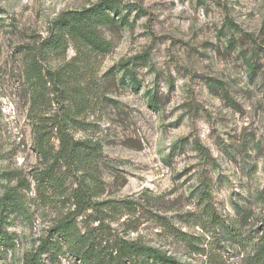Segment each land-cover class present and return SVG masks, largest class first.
Listing matches in <instances>:
<instances>
[{
  "label": "rangeland",
  "instance_id": "obj_1",
  "mask_svg": "<svg viewBox=\"0 0 264 264\" xmlns=\"http://www.w3.org/2000/svg\"><path fill=\"white\" fill-rule=\"evenodd\" d=\"M97 5L112 21L99 27L111 47L99 53L72 36L47 59L43 86L23 48L60 14ZM208 80L222 84L210 90ZM32 92L49 132L41 150ZM57 124L101 150L67 162ZM79 184L91 204L76 214ZM10 188L22 208L0 203V230L12 238L0 264H21L72 212L74 238L108 253L116 238H139L179 264H251L264 221V0H0V202ZM201 190L235 235L202 230Z\"/></svg>",
  "mask_w": 264,
  "mask_h": 264
},
{
  "label": "trees",
  "instance_id": "obj_2",
  "mask_svg": "<svg viewBox=\"0 0 264 264\" xmlns=\"http://www.w3.org/2000/svg\"><path fill=\"white\" fill-rule=\"evenodd\" d=\"M110 22H112L111 19L102 11L100 5L82 11H69L60 14L52 23L50 33L44 39L39 43L31 42L23 48L27 54L30 52L33 54L31 62L27 64L28 72L39 79H43V70L45 71L43 67L47 64V59L65 53L68 47V41L72 36L80 35L86 44L90 45L97 52H106L111 47V43L102 37L99 32V27ZM207 82L210 90H213L215 87H220L222 84L218 80H208ZM42 85H46L44 79ZM41 98V94L32 92L28 110L33 131L39 138V150L42 149V142L48 139L46 136L49 134L48 131H42L38 127L35 119V116H37L36 112L42 104ZM224 98L231 107L237 108L235 102L229 99L226 94ZM151 101L154 103L159 102L155 96L151 98ZM64 116L67 119L70 118L67 112L64 113ZM55 134L62 143L59 156L67 160V162L70 161L73 164L75 162L78 163V161H82L83 157L91 155V153L94 154L97 150H101L99 142H95L92 147L86 142L73 141L61 124H57ZM81 185L79 184L73 193L75 205L73 212L76 214L82 213L91 204L88 189ZM21 186H24V184ZM199 199L201 202H204V206L201 212L195 215V220L201 225L202 230L211 232V237L213 238H215L214 236L217 237L219 233L223 236L225 234L231 237L235 235V229L225 225L222 221L216 207L209 200V193L201 190ZM0 203L3 211L10 208H22L21 195L16 192L15 188L8 189L1 198ZM72 213H68V215L57 219L36 249L23 254L21 264H58L60 262V256H65L66 253L74 258V260L80 261V264H179L174 255L161 248L142 243L139 238L135 240L116 238L110 245L112 250L109 253L105 248H99L94 245V240L88 241L86 236L75 239L70 227V215ZM57 235L60 236L64 243L53 240ZM260 238L262 245L257 248L253 258H251V264H264V221H262V235ZM11 240V235L2 233L0 230V248L11 247ZM191 245L196 249L199 248L194 242ZM113 250L115 253H113ZM209 256L212 258V255Z\"/></svg>",
  "mask_w": 264,
  "mask_h": 264
}]
</instances>
